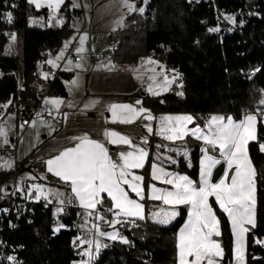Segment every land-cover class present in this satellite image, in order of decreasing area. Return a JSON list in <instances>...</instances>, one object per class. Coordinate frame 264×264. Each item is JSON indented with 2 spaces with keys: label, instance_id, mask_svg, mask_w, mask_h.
<instances>
[{
  "label": "crops",
  "instance_id": "1",
  "mask_svg": "<svg viewBox=\"0 0 264 264\" xmlns=\"http://www.w3.org/2000/svg\"><path fill=\"white\" fill-rule=\"evenodd\" d=\"M68 1L70 19L77 17L75 12L78 5H82L80 0ZM132 6L130 12L142 11V6L136 7L134 3ZM130 12L123 15L122 25L112 29L123 26V19ZM40 14L47 16L42 10L33 17L37 19ZM45 17L38 19L46 20ZM31 19L29 17L26 23ZM62 21L63 18L59 20ZM54 55L48 60L50 65H55L63 52L58 58ZM146 57L149 67L144 70L162 80V85L169 84V90L180 93V81L179 88H173L174 79L179 77L176 72ZM80 61L81 56L77 62L65 60L62 64V70L71 73L67 79H61L65 95L48 92L45 97L53 112L61 116L60 125L33 118L26 126L19 127L11 113L2 118L0 140L8 144L18 139L16 159L10 160L13 171L22 159L19 168L41 182L38 190L66 193L76 217L84 219L95 209L99 218L103 209L120 220L146 218L159 225H169L176 218L178 207L184 206V219L175 232V264H219V222L209 204L212 198L228 221L232 249L230 264H245V234L254 223L255 204V168L245 145L255 138V112L243 113L239 118L229 113H152L141 105L138 96L129 95L139 90L138 85L106 88L96 81L91 85L92 78L88 83L85 76L81 88L72 86L75 75L66 64ZM99 71L102 70L96 72ZM144 92L161 94L151 90ZM122 95L128 96L122 99ZM260 123L264 130V113L260 115ZM4 127L8 131H2ZM21 132H28L32 137L28 135L31 141L19 150L18 157ZM187 139L199 145L195 180L175 168L177 158L187 153ZM149 141L150 159L143 186L138 170L148 155ZM3 160L9 159L0 158V163ZM219 162L222 170L211 181V172ZM5 171L8 174L0 181V188L12 178L28 184V176L18 179L16 173L9 174L8 169L0 168V174ZM103 196L108 205H101Z\"/></svg>",
  "mask_w": 264,
  "mask_h": 264
},
{
  "label": "trees",
  "instance_id": "2",
  "mask_svg": "<svg viewBox=\"0 0 264 264\" xmlns=\"http://www.w3.org/2000/svg\"><path fill=\"white\" fill-rule=\"evenodd\" d=\"M136 7L142 0H132ZM11 19L5 24L2 12L8 8ZM63 0L59 11L63 21L57 27H35L26 23L27 13L36 15L26 0H0V101L18 94L22 99L34 97L33 69L38 53L57 46L66 37L70 11ZM234 13L232 29L220 18V13ZM211 26L212 29H207ZM217 27L216 30H213ZM2 30L22 31L21 68L18 81L15 74L17 57L5 53L7 38ZM122 34L114 53L116 63H132L139 56H149L176 72L180 93L166 91L151 95L134 91L129 95L140 98L143 107L152 113H221L239 118L243 113L257 116L255 138L246 142V152L255 168L254 223L245 234V264H264V139L260 115L264 113V0H146L141 12H130L119 27ZM258 66L256 72L252 68ZM71 75L59 71L49 84L51 95L64 96L61 79ZM128 95H122L124 99ZM143 166L142 184L146 183L150 146ZM187 153L175 163L177 171L195 180L199 145L187 139ZM22 166V159L16 168ZM8 171L0 174V181ZM219 222L221 257L219 264L232 259L231 233L224 212L209 199ZM101 205H108L105 196ZM75 209L73 208V211ZM109 215V213H107ZM49 210L29 204L17 217L12 230L0 229V238L16 248L24 264H72L76 259L71 239L73 230L61 228L51 235L48 227ZM185 216L184 206L169 225H159L146 218L124 219L115 224L124 240L114 239L97 250L90 264H175V232ZM66 223L76 219L67 216ZM1 226V224H0Z\"/></svg>",
  "mask_w": 264,
  "mask_h": 264
},
{
  "label": "rangeland",
  "instance_id": "3",
  "mask_svg": "<svg viewBox=\"0 0 264 264\" xmlns=\"http://www.w3.org/2000/svg\"><path fill=\"white\" fill-rule=\"evenodd\" d=\"M28 5L33 9L35 7L39 10H45L47 18L45 15L40 14L38 18L45 17L44 19L34 18L31 11L27 13V19L32 17L28 26L37 27H57L60 22L59 20L63 18L62 14L59 12L58 7L63 0H26ZM78 1V0H77ZM81 7L77 2V17L73 16L69 20V25L71 27V32L64 37L59 46V50L54 55V58H58L64 49L68 46L73 37H77L78 45L73 49L74 52L81 56V61L74 64H66L71 66L73 75L75 79L72 81L71 85L75 88H81L84 82L85 76L89 80L92 78V82H98L102 87H120L129 88L133 85H138L140 92L151 90L153 93H163L169 90L167 84L162 85V80L156 79L155 75L151 72L145 71L147 65V57L141 56L132 64H119V63H108L101 67L99 65H93L91 63V57L95 54L102 52H107L109 46L106 41L107 32L114 26L122 25V17L125 12H130L133 9L132 0H80ZM81 9V11H80ZM36 10V9H35ZM85 18L83 19V15ZM234 13L232 12H221L220 18L228 25L233 24ZM86 19V20H85ZM40 22H39V21ZM214 27L213 30H216ZM21 45H22V31L16 30L14 33L7 37V43L5 45L4 52L13 54L17 57V69L15 74L19 81L20 79V68H21ZM86 69L83 71V69ZM136 69L133 71V69ZM97 70H102L96 72ZM83 71V72H82ZM84 73H86L84 75ZM103 76L105 79L103 80ZM96 79V80H95ZM179 77H176L173 81V88H179ZM49 103V102H48ZM4 132L8 131V128H2ZM15 134H19V131L13 129ZM37 134V133H36ZM30 134L28 132H21L20 138L17 144V156L19 157L20 149H23L30 141ZM30 137H32L30 135ZM0 168L8 169L9 174L13 172L16 173L18 179H22L28 176V184L35 188L40 189L41 182L37 179L29 176L27 171L22 168H16L13 171V162L10 160H3L0 163ZM260 169L264 171V163L260 165ZM49 190L48 187H44ZM96 210V209H95ZM105 210L101 209L100 214H105ZM93 215L89 214V218L76 217V224L83 228V231L78 233L77 236L71 239L72 246L75 251L76 260L75 264H90L92 258L99 248H101L107 240L118 239L119 232L115 228V224L112 221H108L106 224L92 223ZM95 219V218H94ZM98 219V215H96ZM107 239H106V238ZM120 240H124L121 236ZM82 245V246H81ZM82 252V254L80 253ZM82 256V257H81Z\"/></svg>",
  "mask_w": 264,
  "mask_h": 264
},
{
  "label": "built area",
  "instance_id": "4",
  "mask_svg": "<svg viewBox=\"0 0 264 264\" xmlns=\"http://www.w3.org/2000/svg\"><path fill=\"white\" fill-rule=\"evenodd\" d=\"M196 2L198 0H190ZM146 4V0H142L141 6ZM13 6L12 2L8 3V8H5L1 15L3 23H9L11 13L9 8ZM222 12V11H221ZM207 29H212L208 26ZM228 31L232 26H227ZM4 36L7 38L11 32L2 30ZM122 34L119 28H114L108 31L106 41L109 46L107 52L95 54L91 57L93 65L103 63H115L114 53L118 49ZM78 45L77 37H73L68 46L64 49L61 59L56 60L55 65H50L48 60L58 50L59 46H51L39 51L38 58L35 62L33 74L35 75L34 97H25L22 99L18 94L9 97L4 101H0V122L6 113H11L14 122L19 127L26 126L33 118H40L48 121L55 126L60 125L61 116L53 112L50 108L46 95L49 91V84L57 73L62 70V64L65 60L77 62L80 60V55L76 54L73 49ZM258 66L252 68V72H256ZM16 139L8 144L0 140V158H6L14 161L16 159ZM259 147L264 150V139L259 143ZM29 204H36L42 209L49 210L48 227L51 235L57 233L61 228L73 230L75 235L83 231V228L74 223H66L63 219L67 216H72L76 219L75 213L72 214V208L69 198L66 193H54L45 190L35 189L27 184L26 181H16L14 178L7 182L0 188V229L12 230L16 226L17 217L26 209ZM102 208V207H100ZM97 210V209H96ZM96 210L90 214L93 215L92 223L106 224L108 221L113 223L120 222V218L115 215H101L96 219ZM95 218V219H94ZM72 245V243H71ZM73 247V246H72ZM0 264H24L23 259L18 256L16 248L8 246L0 238Z\"/></svg>",
  "mask_w": 264,
  "mask_h": 264
},
{
  "label": "water",
  "instance_id": "5",
  "mask_svg": "<svg viewBox=\"0 0 264 264\" xmlns=\"http://www.w3.org/2000/svg\"><path fill=\"white\" fill-rule=\"evenodd\" d=\"M221 170H222V163L219 162V163L213 168V170H212V172H211L210 180H211V181H214V180L219 176ZM73 213H74V211H73V208H72V214H73Z\"/></svg>",
  "mask_w": 264,
  "mask_h": 264
},
{
  "label": "bare ground",
  "instance_id": "6",
  "mask_svg": "<svg viewBox=\"0 0 264 264\" xmlns=\"http://www.w3.org/2000/svg\"><path fill=\"white\" fill-rule=\"evenodd\" d=\"M0 224H1V219H0Z\"/></svg>",
  "mask_w": 264,
  "mask_h": 264
}]
</instances>
